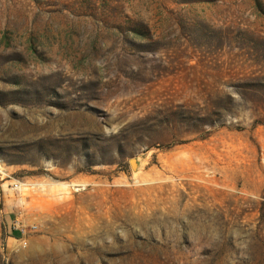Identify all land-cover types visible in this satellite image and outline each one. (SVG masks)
I'll list each match as a JSON object with an SVG mask.
<instances>
[{"label":"rangeland","instance_id":"374dc122","mask_svg":"<svg viewBox=\"0 0 264 264\" xmlns=\"http://www.w3.org/2000/svg\"><path fill=\"white\" fill-rule=\"evenodd\" d=\"M0 185V264H264V0H0Z\"/></svg>","mask_w":264,"mask_h":264},{"label":"crops","instance_id":"0c3cea01","mask_svg":"<svg viewBox=\"0 0 264 264\" xmlns=\"http://www.w3.org/2000/svg\"><path fill=\"white\" fill-rule=\"evenodd\" d=\"M11 192H18V190L13 187L9 189L8 187L7 191L3 185H0V224L4 226L6 233L9 235L17 231L15 216L18 212L17 210L21 208V203L11 198Z\"/></svg>","mask_w":264,"mask_h":264},{"label":"built area","instance_id":"2783aa9c","mask_svg":"<svg viewBox=\"0 0 264 264\" xmlns=\"http://www.w3.org/2000/svg\"><path fill=\"white\" fill-rule=\"evenodd\" d=\"M15 189H17V185H15V187H14ZM20 229V232H21V234H22V240H20V242H21V247L22 248H25L26 246H27V241H26V231L24 230V229H22V228H19Z\"/></svg>","mask_w":264,"mask_h":264},{"label":"bare ground","instance_id":"6f19581e","mask_svg":"<svg viewBox=\"0 0 264 264\" xmlns=\"http://www.w3.org/2000/svg\"><path fill=\"white\" fill-rule=\"evenodd\" d=\"M22 190V188H20ZM27 190V189H26Z\"/></svg>","mask_w":264,"mask_h":264}]
</instances>
